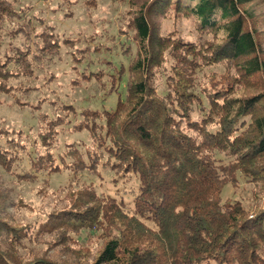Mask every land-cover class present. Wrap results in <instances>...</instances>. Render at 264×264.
Instances as JSON below:
<instances>
[{"label":"trees","instance_id":"16d2710c","mask_svg":"<svg viewBox=\"0 0 264 264\" xmlns=\"http://www.w3.org/2000/svg\"><path fill=\"white\" fill-rule=\"evenodd\" d=\"M255 1L151 0L135 12L131 24L139 51L128 66L126 98L111 111L82 110L78 125L90 128L92 139L82 146L69 143L68 152L59 156L54 150L58 120L63 124L70 118L45 117L39 140L46 149L37 148L32 159L36 170L50 163V170L63 166L75 173L134 174L139 182L134 211L127 212L123 202L100 196L90 186L52 219L18 227L10 222L16 201L1 184L0 264H78L46 256L24 260L21 251L29 250L27 245L43 233L56 234L64 243L68 234L82 229L102 232L104 239L92 262L84 264H264V206L250 214L239 203L222 202L226 182L236 180L237 173L254 179L264 175V81L260 92L247 98L229 97L230 87L200 90L196 82L200 64L218 61L237 67L243 77H264V34L248 8ZM16 4L0 0V25L18 17ZM173 4L178 16L222 34L223 43L195 45L162 35L157 20L165 18ZM45 41L56 45L54 38ZM167 51L176 64L161 95L156 80ZM28 61V51L0 61V93H14L12 81L32 76ZM124 71L122 67L119 78ZM60 107L63 112L74 109ZM0 137L19 148L31 142L42 146L23 130H0ZM6 152L0 146V164L11 170Z\"/></svg>","mask_w":264,"mask_h":264},{"label":"rangeland","instance_id":"374dc122","mask_svg":"<svg viewBox=\"0 0 264 264\" xmlns=\"http://www.w3.org/2000/svg\"><path fill=\"white\" fill-rule=\"evenodd\" d=\"M149 2L151 0H17L18 17H9L0 25V61L28 51L33 73L12 81L16 87L14 93H0V130H23L31 141L39 140L45 125L41 121L45 117L63 115L70 118L71 123L65 119L60 124L58 120L60 133L54 149L57 156L68 152L69 143L77 146L89 143L93 134L90 128L78 125L82 119L80 112L87 108L111 111L120 99L126 98L128 66L139 51L131 21L135 12ZM248 8L257 16L256 23L264 34V1L257 0ZM156 24L162 35L195 45H217L224 41L222 34L202 30L193 18L178 16L174 4ZM46 38H54L56 45L48 46ZM173 56L167 51L165 64L157 73L161 95L166 92L167 76L176 64ZM122 67L125 71L119 78ZM262 81L264 77L241 76L237 67L230 69L224 61L202 63L196 73L200 90L208 92L230 87L233 91L229 97H251L260 92ZM61 105H71L74 109L63 112ZM102 116L101 124L105 122ZM39 144L42 146H31V142L19 148L7 142L6 137H0V146L7 150L12 164L11 170L0 164V185L13 195L17 205L10 209L12 224L33 226L45 219L48 221L57 212L70 208L77 194L90 186L100 196L123 202L127 212L134 211V197L139 187L134 174L124 177L109 170L75 173L63 166L50 170V163L36 170L33 156L37 148L43 152L46 149L41 139ZM220 158L228 161L225 156ZM18 172L32 175L19 178ZM235 178L226 182L222 202L239 203L250 214L260 211L264 206V175L258 174L254 179L241 172ZM101 233L77 230L66 233L69 239L64 243L59 242L56 234L43 233L21 254L24 260L46 256L58 263H90L103 246Z\"/></svg>","mask_w":264,"mask_h":264}]
</instances>
